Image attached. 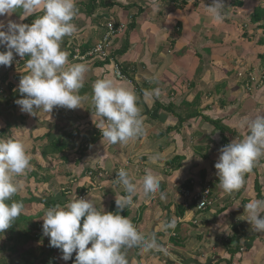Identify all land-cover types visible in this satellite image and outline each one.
Returning <instances> with one entry per match:
<instances>
[{"label":"crops","instance_id":"crops-1","mask_svg":"<svg viewBox=\"0 0 264 264\" xmlns=\"http://www.w3.org/2000/svg\"><path fill=\"white\" fill-rule=\"evenodd\" d=\"M157 2L158 7L153 6L154 0H76L79 15L73 23L77 32L65 37L61 45L68 53L69 63H84L73 59V49L95 47L107 34L109 24L114 35L108 51L114 60L104 65L99 60L86 64L89 71L79 90L85 97L81 108L54 107L50 113L37 110L30 115L15 103L23 98L18 85L22 76L29 74L28 59L14 53L11 66H0V94L6 98L5 103L0 100V133L7 128L8 138L25 144L30 163L36 166L34 169L31 163L26 171L32 176L30 181L35 179L34 172L39 173L37 168L50 173L49 179L41 180L36 191L30 192H35L34 196L44 194L42 197L48 198V202L58 200L61 207L71 201H67L69 197L78 199L88 189H94L95 181L88 172L95 168L106 176L95 182L100 188L90 189L84 199H91L98 209L111 212L116 198L127 194L121 185L113 183L112 177L120 169L129 173L137 192L133 204L120 210V215L128 217L141 234L154 233L166 250L144 253L139 247L132 248L127 251L129 264H264V233L252 230L245 212L248 202L264 199V157L245 174L241 190L231 195L220 189L214 167L220 149L242 140L248 134L247 122L264 116V86L258 82L264 75L256 74V82L246 79V90L240 82H230V72L226 75V69L223 70V62H227L232 68H226L236 75L241 71L250 75L254 71L241 66L250 57L246 55L249 44L236 37L247 33L249 40L261 37V30L247 23L256 7H264V3L260 4L264 0L250 4L247 0H225L226 19L220 24L206 11L213 0ZM247 4L251 5L249 20L239 12ZM20 15L16 12L0 17V21L5 25L9 20L31 25L42 12L23 20ZM229 22L240 26L236 37L229 33L230 29L235 31ZM3 51H7L6 47L0 46V52ZM234 57L237 66L232 64ZM256 57L252 54L253 61ZM116 68L124 80L116 78ZM103 78L135 93L145 135L114 145L102 138L93 123L91 96L92 85ZM157 87L158 97H145V90ZM253 87L249 95L248 90ZM194 113L198 116L191 118ZM59 137L69 140V148L42 156L44 148ZM152 156L158 158L152 160ZM147 169L158 178L165 200H160L159 194L152 197L143 193L142 178ZM16 179L25 182L26 174ZM55 179L59 185L54 188L50 181ZM186 185L195 191L210 187L213 205L201 212L189 208L179 215V207L187 201L181 193ZM174 217L183 219L175 228L176 237L171 235L173 229L164 230V224ZM234 239L239 240L237 244Z\"/></svg>","mask_w":264,"mask_h":264},{"label":"clouds","instance_id":"clouds-1","mask_svg":"<svg viewBox=\"0 0 264 264\" xmlns=\"http://www.w3.org/2000/svg\"><path fill=\"white\" fill-rule=\"evenodd\" d=\"M154 7H158L154 0ZM225 0H213L206 7L212 20L223 23L226 19ZM20 12V19L42 12L31 25L9 20L0 21V66H11L15 55L30 57L18 91L23 98L15 103L21 111L50 113L54 107L81 108L85 97L79 94L89 71L85 63H69L68 53L62 50L65 37L77 32L73 20L79 15L76 0H0V17ZM6 28V30H5ZM240 73H238L239 75ZM247 76V75H246ZM156 80L155 77L152 78ZM259 82V81H258ZM247 85V84H246ZM145 97H158L160 88L144 91ZM91 103L93 123L102 138L110 144H126L145 135L144 118L140 113L135 93L117 86L110 78L98 79L92 85ZM248 134L220 149L215 163L216 175L222 192L231 195L245 184V174L250 173L264 157V116L247 122ZM157 156L150 159L156 160ZM31 168L30 156L23 142L13 138L0 139V234L9 229L24 211L21 201L12 200L19 191L16 177ZM121 185L126 195L116 198L115 204L123 210L133 204L137 185L129 173L120 169L113 181ZM145 196L160 200V183L151 169L142 178ZM248 222L258 233H264V199H255L245 205ZM42 232L49 237L50 247L62 252V259L69 261L75 255V264H129L127 251L139 247L144 253L166 251L154 233L145 236L128 217L98 209L91 199H72L64 206L56 205L44 214ZM83 224L81 226V221ZM175 220L164 224L165 232L175 228ZM89 245H91L89 247Z\"/></svg>","mask_w":264,"mask_h":264},{"label":"rangeland","instance_id":"rangeland-1","mask_svg":"<svg viewBox=\"0 0 264 264\" xmlns=\"http://www.w3.org/2000/svg\"><path fill=\"white\" fill-rule=\"evenodd\" d=\"M247 2H249V4H250L253 2V0H247ZM261 3H264V2H260V4ZM249 4H247V7H245L246 5L243 6V8L245 9L244 11H242V10L239 11V12H241V17L243 15H247V20H249L247 13H248V10L250 9V6H251ZM243 12H246V13L243 14ZM249 22L247 23L248 25H250ZM241 25H243V24H241ZM229 26H231L232 30L233 29L235 30L234 32H232L230 29L229 33L230 32L233 33L236 37L238 30H240V26L235 25L234 23L232 24V22H229ZM234 26H236L237 28ZM241 33H243L242 30H241ZM259 35L261 36L260 38H255L253 40L246 39L244 37V35L236 37L240 41L245 42V45L249 44L248 48H246L247 49L246 55H248V56L250 55V57L247 58L246 60H243L244 65H241V66L243 67V69L247 67L246 70H248L250 68L254 71H252L251 74L247 75V76L242 71L240 72L239 75L238 74L236 75V72H233L230 69V68H232L231 64H229L227 62H223L225 64L223 70L226 69L225 70L226 75L230 72L227 75V77L230 79V82H234V83L236 81L240 82L241 85L244 87V86L248 85V81H246L247 85H245L246 79L251 78V76L253 79L256 76V74H258V77H259V75H264V61L262 60V57H260V55H262L261 53H264V48H256V46H254L260 39L263 38V41H264V35H262V34H259ZM233 42L236 43L235 40H233ZM243 47H245V46H243ZM241 52H242V50H241ZM252 54L257 55V57L255 58V61H253V59H252ZM226 59H227V56H226ZM236 61L237 60L234 57L232 59L233 66H235V65L237 66ZM226 66H229L230 68L229 67L226 68ZM256 81H257V79L254 78L253 82H256ZM261 82L264 83V79L261 78ZM260 85L262 87L264 86L263 84H260ZM247 89H248V87H246V90ZM256 90H258V88ZM248 91H250L249 95H251V92L254 91V87H253V90L251 88V90L249 89ZM263 91H264V88H263L262 92ZM243 95H245L244 92H243ZM0 100L2 103H5L6 98L2 97V95L0 94ZM140 112H142L141 109H140ZM19 135L21 137H23V134H19ZM16 136L18 137V135H16ZM31 163L33 164V166H34L33 168L35 169V167H36L35 163L34 162H31ZM37 171L39 173L34 172L33 174H35L36 176H34L35 179H32L31 181L29 179L32 178V176L30 177V174H27V173H25L26 174L25 182H23V180L16 179L19 182V191L17 192V194L15 196H13L12 200H14V201L19 200L20 201V199H22V200L23 199H29V200L33 201L32 198H35L41 202L31 203L29 205L24 204V211L22 212V214L20 216H22V215L27 216V217L31 216V218L28 221L23 223L22 228H20L21 226L15 227V229H17V231H15V230L14 231L18 232V233L20 232V235H17L18 233L13 234V229H11V228L7 229L4 233L0 234V264H45V262L49 256V253L51 252L50 246L48 244H46L47 239L49 237L43 236V235H41L39 238L34 237V233L41 231V230H38L39 228L37 226H38V224H40L41 226L43 225V219L42 218L44 217V214L47 211V207H45L42 204H43V202H48V198H43L44 194H41L39 196L38 195L34 196L35 192H30V191H36L37 184H39L40 181L45 179V178L49 179L48 175L50 174L49 172L43 171V169L39 170L37 168ZM40 171H41L43 176L40 174ZM41 177H42V179H41ZM27 180H28V182H26ZM50 183L55 188V187H58L59 180L55 179L53 181H50ZM63 183H65V182H63ZM66 185L69 186V184H67V183H66ZM66 185L63 187H66ZM40 212L42 213V216H40V214H39ZM38 214H39V218L37 216ZM23 234H26V235H23ZM22 237H25V238H22ZM24 239H27V243H23ZM75 255H76V253H75ZM53 256H55L56 264H70V260L64 261L61 258L62 252H60V250H58V249H57V252H55Z\"/></svg>","mask_w":264,"mask_h":264},{"label":"trees","instance_id":"trees-1","mask_svg":"<svg viewBox=\"0 0 264 264\" xmlns=\"http://www.w3.org/2000/svg\"><path fill=\"white\" fill-rule=\"evenodd\" d=\"M240 4V3H239ZM250 25L252 26V28H254V29H256V30H261V34L262 35H264V7H262V6H258V7H256L254 10H253V12H252V14L250 15ZM249 33H247V34H245L244 35V37L246 38V39H251V38H247V35H248ZM264 46V41H263V38L262 39H260L257 43H256V48H262ZM80 47V49H81V52H82V54H85L87 51H90V50H92L94 47H92L91 49H88V48H82L81 46H79ZM262 55H260V57H262V60L264 61V53H261ZM73 55H74V53L71 55L72 57H73ZM30 57L26 54V56H25V59H29ZM95 60H99L100 62H102L103 63V65L104 64H106V63H108L109 62V59L107 60V59H102V58H99V57H92V58H90V57H87V60H86V63L85 64H87V63H90V62H94ZM262 61V62H263ZM11 87H9L8 89H7V92L8 93H10L11 92V89H10ZM9 101H7V103H8ZM12 106H14V104H11ZM196 116H198L197 115V113H194L193 115H192V117L191 118H196ZM189 119V118H188ZM223 135H224V133H223ZM48 137H50V134H48L47 135ZM8 138V129L6 128V129H4L1 133H0V139H7ZM35 140H37V139H35ZM65 139H63V138H61V137H59V138H57V139H54L53 141H52V143H49V145L48 146H46L45 148H44V150H43V152H42V156H44V157H46L48 154H59V153H62V152H64L65 150H67L68 148H69V140L68 141H64ZM67 144V145H66ZM175 160L176 159H174V161H172V162H170V163H168L169 164V166H171V165H173L174 164V162H175ZM41 183V182H40ZM39 183V184H40ZM70 186V185H69ZM183 188H185V189H189V190H191L190 188H191V185H186V186H184ZM160 191H162V189H161V187H160ZM33 199V201H31V200H29V199H20V201L21 202H23V204H27V205H29V204H31V203H39V202H41V201H38V199H35V198H32ZM69 200H72V198L71 197H69L68 199H67V201H69ZM19 201V200H18ZM35 201V202H34ZM42 205H44L45 207H47V209H49V208H51V207H55L56 205H60V203H59V201L58 200H53V201H50V202H43V204ZM195 206V204L193 203L192 205H190V208H193ZM113 210H115L116 211V214H122L123 212L122 211H120V210H116V209H113ZM186 211V209L185 208H183L182 206H180L179 207V212H178V214L179 215H183V213ZM40 214V216H42V213L40 212L39 213ZM39 214L37 215L38 216V218H39ZM31 218V216L30 217H27V216H24V215H22V216H19V218L13 223V225L10 227L11 229H13V234H16V233H18V232H15V231H17V229H15V227L16 226H21L20 228H22L23 227V223L24 222H26V221H28L29 219ZM20 223V224H19ZM82 224H83V219H82V221H81V226H82ZM39 229L38 230H41L40 232H36V233H34V237L35 238H39L41 235H43V236H45L44 234H43V232H42V226L40 225V224H38V226H37ZM15 230V231H14ZM17 235H20V232L17 234ZM23 235H26V234H23ZM22 238H25V237H22ZM235 238V237H234ZM234 241H235V243L237 244L238 243V239H234ZM23 243H27V239H24L23 240ZM46 244H48L49 245V238L47 239V242H46ZM50 246V245H49ZM237 246V245H236ZM50 250H51V252L49 253V256H48V258H47V260H46V262H45V264H56V261H55V256H53L54 255V253L55 252H57V249L56 248H54V247H50ZM70 264H75V253H73V257H72V259L70 260Z\"/></svg>","mask_w":264,"mask_h":264},{"label":"built area","instance_id":"built-area-1","mask_svg":"<svg viewBox=\"0 0 264 264\" xmlns=\"http://www.w3.org/2000/svg\"><path fill=\"white\" fill-rule=\"evenodd\" d=\"M107 28H108V32H107V34L104 35L103 40L100 41L92 50L87 51L85 54H82L80 47L79 46L75 47L73 49V52H74L73 59L77 62H86L87 57H90V58L99 57L102 59L114 60V58H110V51H108V48L110 46L109 43L112 39V36L114 35V28L111 24L107 25ZM115 76L118 80H121V81L125 79L124 75L122 74V72L118 68H116V70H115ZM251 79H252V76H251V78H249V80H250V82H253L254 78L252 80ZM259 84H263L261 82V79L259 80ZM246 87L249 88L248 85ZM88 175L95 182L100 181L101 179H103L106 176L105 173H102L100 170L95 169V168L90 170L88 172ZM112 178H113V180L116 179V177H114V176ZM95 182L93 183V186H95L93 188L94 189L96 187L100 188V185H97ZM90 189L94 190L92 188H90ZM90 189L85 191L83 193V195L80 196L78 199L84 198L86 196V194H88ZM181 193H182V196L184 197V199L187 200L183 204V207L186 210H188L190 208V205H192L194 203L195 204L194 208L197 211L201 212V211L207 210L214 203L212 191H211L210 187L202 188V189L196 190V191L195 190H189V189H182ZM115 209L119 210L117 208V206L115 207ZM111 213L116 214V211L112 210ZM172 220H175V225H176L175 228L177 227L178 224H180L183 221V219L181 217H174V218L170 219L169 222ZM175 228L173 229V232L171 234L173 237H176V234L174 232Z\"/></svg>","mask_w":264,"mask_h":264}]
</instances>
